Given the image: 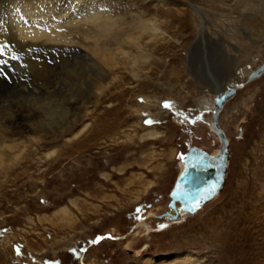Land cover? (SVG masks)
<instances>
[{
	"label": "rangeland",
	"instance_id": "374dc122",
	"mask_svg": "<svg viewBox=\"0 0 264 264\" xmlns=\"http://www.w3.org/2000/svg\"><path fill=\"white\" fill-rule=\"evenodd\" d=\"M99 1L108 13L126 22L147 6L153 12L170 8L193 14L196 24L200 23L196 10L202 11L209 16L210 35L229 43L230 56L211 50L207 38V57L198 60L201 72L189 70L185 51L195 41L196 24L181 29L176 19L166 17L170 29H181L176 36L172 32V45L165 52H156L151 71L142 72L140 82L121 70L124 86L113 88L100 104L88 106L85 120L93 128L79 140L80 150L71 153L67 138L54 144L40 143L37 158L56 148L62 153L61 161L53 166L45 160L38 164L30 151V161L1 178L0 264H36L38 260H42L39 264H144L147 259L168 264L182 257L198 258L202 264H264V72L249 83L247 74L241 78L242 71L250 73L264 62V0ZM89 29L88 25L82 28ZM83 31L72 36L84 39ZM9 47L6 55L0 56L7 62L0 64V95L23 96L32 92L34 71L23 50ZM42 54L31 60L64 70L65 60L57 54ZM226 73L233 74L228 77L239 87L219 120L230 143L224 187L196 214L160 228L167 219L157 216L169 210L170 193L181 174L180 157L192 146L212 154L221 147L210 125L213 114L202 103L214 94L205 85H211V76L223 78ZM143 96L172 104L174 111L149 125L130 109L143 105ZM8 107L13 109L16 103ZM196 114L202 118L192 123ZM147 127L162 137L126 140V134L142 135ZM149 184L153 186L145 190ZM62 207H68L76 217L75 227H62L56 219L40 221ZM142 220L153 227L150 235L137 227ZM138 232H142L140 236ZM9 237L12 248L4 241ZM98 237L104 239L90 243Z\"/></svg>",
	"mask_w": 264,
	"mask_h": 264
},
{
	"label": "bare ground",
	"instance_id": "6f19581e",
	"mask_svg": "<svg viewBox=\"0 0 264 264\" xmlns=\"http://www.w3.org/2000/svg\"><path fill=\"white\" fill-rule=\"evenodd\" d=\"M180 1L184 3L194 0ZM196 13L200 19L199 24H196L197 16L193 14L174 11L170 8L167 10L158 8L156 12H153L152 7L147 6L146 11L134 18L133 21L126 22V20L122 21L114 17L115 14L108 13L99 0H38L35 2L34 0H24L23 2H19V0H0V46L4 48L3 55H6V48L9 46L14 51L17 49L23 50L25 57L30 58V61H28L33 69L32 71H34L33 78H35L30 93L18 97L9 92L8 94L5 93L7 95L2 93L0 95V180L1 178L6 179V176L25 160L30 161L28 159L29 157L32 158L31 156H33V160L36 157L38 164L45 160L47 164H51L49 166L58 164L61 161L62 153L56 148H50L43 156L37 158L40 143L54 144L59 139L67 138L66 144H70L71 153L80 150L79 140L86 136L87 131H91L93 128L85 120L89 115V113L87 114L89 111L88 106L100 104L103 99L109 96L108 94L111 93L113 88L118 89L124 86L123 79L119 76L121 70L126 71L134 82H140L142 72L148 74L151 71L152 59L156 52H165L168 45H172V32L176 36L181 29L186 26L193 27L196 24L197 35L195 41L185 51L187 68L192 71L195 70L194 73L201 72L202 65H199L198 60L207 57L208 49L207 44H205L207 38V42L212 44L210 46L211 50H221L229 57V43L224 42L222 39H215L209 33L210 21L208 20V14L198 10H196ZM166 17L176 19V23H179L181 29L179 30L175 26L170 29L166 22L167 19L165 20ZM189 17L191 18L190 23L187 22ZM86 25L90 26L89 31L82 30ZM81 31L84 32H82L84 39L72 36V34ZM237 52L239 51L237 50ZM42 53L57 54L58 57L65 60L64 70L60 67L61 70L59 71L47 63L36 62L37 59L31 60V58L41 57L40 54ZM263 64L264 62L258 68ZM258 68L250 73L242 71L241 78H245V74H247L249 77L246 83H249L250 76ZM230 75L233 76V74ZM230 75L226 73L223 78H217L216 75L211 76V79H209L211 85L205 84L211 87L214 94L211 100L203 101L202 107L212 112L213 117L210 125L217 137L220 130L224 134L226 133L222 129L220 121H218L219 127H215L213 124L214 110H216L215 100L223 95L228 88L236 87L233 81L234 78L228 77ZM227 84L232 87H228ZM150 96L140 98L143 105L130 108L133 115L138 119L153 120L155 123L161 117H166L174 111L172 104H170V108L165 109L160 100L155 96ZM120 97H123L122 93H120ZM232 98L228 99L224 106ZM12 102L16 103V107L10 109L8 105ZM153 109L155 112L152 111ZM119 112L120 110H117L118 114ZM76 125L78 128H75ZM131 133L126 134V140L129 142H133L136 137L141 140H156L162 137L161 133L152 130L151 127H147L146 132L142 135L136 136V134ZM218 139L220 140L219 137ZM221 148L222 145L216 151L217 153L215 152L214 157L219 155ZM30 151L33 154L31 156H29ZM52 153L56 155L52 156ZM183 170L184 163L181 160L180 171ZM121 171L118 172L121 173ZM105 177L108 178V176ZM140 179L144 180L143 178ZM1 184L3 183L0 181V187ZM151 185L146 186L145 190H148ZM220 193L210 202L216 199ZM71 202L73 205L78 206L77 201L72 200ZM208 203L203 204L202 207ZM178 204L180 205V203H177V208L180 207ZM171 211L174 210L169 209L170 213ZM174 212L176 215V211ZM164 214L157 217L177 223L191 213L185 210L179 211L178 218H174L173 215L166 218ZM55 219L62 224V227L64 225L73 228L77 222L76 217L68 207L58 209L52 217H40V221L54 222ZM169 226V224H161L160 228ZM137 227L144 230L146 235H150L153 230V227L149 226V223L144 220ZM141 233L138 232L136 235L140 236ZM4 241H6V245L9 244L12 248L10 237ZM25 241L28 249H31L32 247L28 244V241ZM6 245H4L5 250L7 249ZM54 255H57L56 251ZM38 261L36 264L42 263V260ZM143 262L144 264H153L152 259ZM160 264H163V262ZM168 264L202 263L198 258L189 260L182 257L180 261L176 263L169 262Z\"/></svg>",
	"mask_w": 264,
	"mask_h": 264
},
{
	"label": "water",
	"instance_id": "95a60500",
	"mask_svg": "<svg viewBox=\"0 0 264 264\" xmlns=\"http://www.w3.org/2000/svg\"><path fill=\"white\" fill-rule=\"evenodd\" d=\"M263 72H264V64L260 68H258L257 71L253 72V74L249 78V81H253ZM238 87L228 88L223 95H220L218 98H216L215 100L216 110H214V119H213V124L215 125V127H219V122H218L219 115L220 112L222 111L224 103L228 99L236 95ZM217 100H219V103H217ZM217 135L220 138L222 145L219 155L215 157L217 166L204 170L202 172H199L191 168L186 169V163L188 162V158L192 157L197 153L207 155L209 159L213 158L214 156L212 155V153L208 152L207 150H204L196 146L191 147L185 154L184 156L185 159L182 160V162L184 163V170L181 172L180 176L178 177L176 185L170 195L171 202L169 204V208L176 211V215H174V218H178L179 211L182 210H185L191 214H195L196 212L199 211V209L202 207L203 204L210 202L218 193L222 191L227 176L229 142L226 137V134L221 132V130L219 133H217ZM186 172H196V174L202 176V180L195 184H191L186 179ZM212 184L215 185V189H216L215 191H209L207 193L203 192V189L207 188L209 185ZM178 190L181 191L182 193H187V195H185L183 198L175 196V193H177ZM177 203H180L179 208H177ZM196 205H198V207ZM189 209H191V211H189ZM164 216L166 218L172 217L169 211L166 212ZM105 238H112V236L106 235Z\"/></svg>",
	"mask_w": 264,
	"mask_h": 264
},
{
	"label": "snow or ice",
	"instance_id": "6c2138e0",
	"mask_svg": "<svg viewBox=\"0 0 264 264\" xmlns=\"http://www.w3.org/2000/svg\"><path fill=\"white\" fill-rule=\"evenodd\" d=\"M3 52H4V48L2 46H0V56L3 55ZM5 63H7V62L4 61V60H0V64H5ZM217 103H219V100H217ZM170 107H171L170 104H167V103L164 104V108L165 109H168ZM176 114L178 116L183 115L180 112H177ZM201 118L202 117L199 114H196L195 115V119L192 120V123H196ZM184 119L188 120L189 117L184 116ZM146 123L149 124V125H152L154 123V121L153 120H147ZM51 155L55 156L56 154L52 153ZM180 159L184 160L185 157L181 156ZM215 166H217L215 157L209 159V157L207 155H203V154H199V153H197V154L193 155L192 157L188 158V162L186 163V169L187 168H191V169L197 170L199 172H202L204 170L213 168ZM186 179L188 180L189 183L195 184V183H197V182L202 180V176L196 174V172H186ZM215 190H216L215 189V185L212 184V185H209L207 188L203 189V192L207 193L209 191H215ZM185 195H187V193H182L179 190L177 191V193H175V196H178L180 198H183ZM196 206L198 207V205H196ZM189 211H191V209H189ZM102 239H103L102 237H98V238H95L92 241H90V243L95 245V244L100 243V241ZM16 251H17V254L19 255L20 249H17Z\"/></svg>",
	"mask_w": 264,
	"mask_h": 264
},
{
	"label": "flooded vegetation",
	"instance_id": "af4514ba",
	"mask_svg": "<svg viewBox=\"0 0 264 264\" xmlns=\"http://www.w3.org/2000/svg\"><path fill=\"white\" fill-rule=\"evenodd\" d=\"M196 147H198V146H196ZM199 148H200V147H199ZM204 150H205V149H204ZM186 153H187V152H186ZM186 153H185V154H186ZM212 155H214V154H212ZM184 156H185V155H184ZM172 191H173V190H172ZM170 195H171V193H170ZM170 198H171V197H170ZM170 202H171V201H170ZM169 204H170V203H169ZM178 205H179V204H178ZM179 206H180V205H179ZM169 209H170V208H169ZM168 211H169V210H168ZM168 211H167V212H168ZM171 213H172L171 216H172V215H173V216L175 215V214H174V213H175L174 211H171ZM180 214H181V212H180ZM180 214H179V215H180ZM161 220L163 221V220H165V218H163V219H161ZM171 220H172V219H171ZM172 223H173V222H172ZM172 223H171L169 220H166V222L164 223V225H167V224L170 225V224H172ZM169 227H170V226H169ZM164 228H168V227H164Z\"/></svg>",
	"mask_w": 264,
	"mask_h": 264
}]
</instances>
